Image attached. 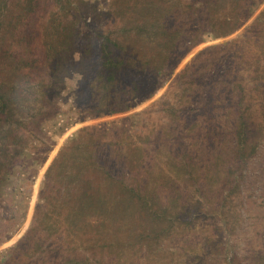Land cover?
I'll return each instance as SVG.
<instances>
[{"label": "rangeland", "instance_id": "374dc122", "mask_svg": "<svg viewBox=\"0 0 264 264\" xmlns=\"http://www.w3.org/2000/svg\"><path fill=\"white\" fill-rule=\"evenodd\" d=\"M0 264H264V0H0Z\"/></svg>", "mask_w": 264, "mask_h": 264}, {"label": "trees", "instance_id": "16d2710c", "mask_svg": "<svg viewBox=\"0 0 264 264\" xmlns=\"http://www.w3.org/2000/svg\"><path fill=\"white\" fill-rule=\"evenodd\" d=\"M106 48H109L107 43L106 46H104V50H105L104 60L101 61V70H102L101 73L103 74V76H105V78H107L110 82L112 81L113 83L117 78V70L120 67V65L118 66H114V65H117L120 60H118L119 57L117 58V56L115 55L111 56V54H109L106 51ZM118 86H120L119 81H117V83L113 87L117 88ZM1 110L3 111V109Z\"/></svg>", "mask_w": 264, "mask_h": 264}]
</instances>
